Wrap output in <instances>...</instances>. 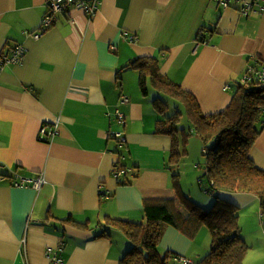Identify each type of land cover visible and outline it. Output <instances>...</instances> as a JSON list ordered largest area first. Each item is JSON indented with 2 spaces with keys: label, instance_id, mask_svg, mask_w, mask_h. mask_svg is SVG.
I'll return each mask as SVG.
<instances>
[{
  "label": "crops",
  "instance_id": "1",
  "mask_svg": "<svg viewBox=\"0 0 264 264\" xmlns=\"http://www.w3.org/2000/svg\"><path fill=\"white\" fill-rule=\"evenodd\" d=\"M95 1L93 17L72 9V21L59 14L35 39L48 0H0V55L16 44L27 50L22 64L0 69V264H53L48 250L61 242L59 264H119L132 243L106 218L144 222L148 200L176 199L175 173L186 194L198 191L201 166L192 152L171 169L172 138L156 130L165 115L158 93L150 83L142 93L133 61L158 56L159 72L192 92L205 114L225 109L247 68L264 63V11L241 15L247 0L228 8L215 0ZM117 110L126 119L124 146L109 136L121 129ZM43 127L49 141L40 138ZM251 155L264 169V131ZM41 174L39 189L14 186L19 176ZM222 195L234 204L258 199ZM205 229L191 240L166 227L159 253L198 264L206 253L197 245L216 233Z\"/></svg>",
  "mask_w": 264,
  "mask_h": 264
},
{
  "label": "trees",
  "instance_id": "2",
  "mask_svg": "<svg viewBox=\"0 0 264 264\" xmlns=\"http://www.w3.org/2000/svg\"><path fill=\"white\" fill-rule=\"evenodd\" d=\"M263 11L257 6V13ZM1 56L9 57L10 53H3ZM159 65L160 58L153 55L140 57L130 64L140 72L139 84L144 95L149 92V83L165 94L167 99L157 97L154 100L160 113L166 114L171 110L169 101L172 99L183 105V109H180L178 104L175 111L164 116V120L159 121L156 126L157 132L172 138L169 160L171 169L178 166L187 155L183 152L186 144L182 146L179 132H175L183 116L192 120L195 133L206 144L212 141L203 154L209 178L215 182V190L211 193L215 196V201L209 210L203 209L183 191L180 175L173 174L176 199H159L146 203L144 222L106 218L108 225L119 229L132 243L119 264H178L174 258L182 256L170 254L162 257L159 253L158 247L166 227L175 228L191 240L197 239L204 227L211 232L217 231L215 237L213 233V237L207 240L211 252L198 264H244L248 247L241 236L239 217L236 214L238 207L222 193L254 194L264 210V169L257 165L251 155L264 131V85L259 83L256 76L245 81L241 79L235 83L236 87L232 90L231 100L225 109L205 114L200 100L192 92L161 74ZM257 65L252 66L261 69L264 63ZM225 90H230V87H225ZM43 129L40 138L49 141L51 134L46 127ZM117 143L119 146L125 144ZM178 203L183 205V210L179 209ZM172 256L173 259L168 263Z\"/></svg>",
  "mask_w": 264,
  "mask_h": 264
},
{
  "label": "rangeland",
  "instance_id": "3",
  "mask_svg": "<svg viewBox=\"0 0 264 264\" xmlns=\"http://www.w3.org/2000/svg\"><path fill=\"white\" fill-rule=\"evenodd\" d=\"M156 91L158 95L155 98L161 97L163 99H167L165 94L159 92L158 90ZM178 104H179L180 109H183V105L181 103L172 99V102L170 103L171 110L167 114L162 115V117L173 113L175 111V107ZM123 118L125 120V124L120 126L121 129L119 132L121 134V137L125 139L124 143H126L127 140H126L125 133H124V129L126 126V119L124 115H123ZM192 125H193L192 120H190L186 116H183L182 120L180 119L178 122V130L176 129L175 132L176 133L179 132L182 146L186 144V147L184 148L185 151L183 152H186V153L192 152L193 162L195 161V163L197 164L199 163L201 166L200 174L202 175L198 178L199 184L198 183L196 184V188L198 191L196 192L195 190H193L194 194L192 195L191 193H188V195L195 203H197L195 200L198 199V197L201 195L208 198L210 202L209 204H207L206 208L202 207L198 203L197 205H199L205 210H209L215 201V196L211 194L212 192L210 193H205V192L206 190H209V191L215 190V182L209 178L207 166H205L206 157L204 156L203 151L205 150L204 152H206L207 150L206 146L210 147L212 141L206 144V142L195 133ZM111 134H112V131L109 132V136L117 140V138L112 136ZM120 158H122V156H120ZM186 161H187V158L183 159L181 163H185ZM0 172H1V164H0ZM118 173L120 176L121 172H118ZM0 178H3L1 173H0ZM26 179H29V178H26ZM117 179H119V177ZM119 184H124V183H119ZM186 185L187 187L190 188L192 186V182L188 180L186 182ZM153 200L154 199L148 200L146 203L153 201ZM235 203L238 205L237 206L235 204L238 207L236 214L239 217V223L241 226V236L245 244L248 247L244 264H264V210L261 208L260 201L259 199H255L252 202H249L247 204H239L238 202H235ZM205 230L209 231L208 228H206ZM215 232L217 233V231ZM115 234H117V232H115ZM213 236L215 237V233ZM114 241L117 242V240H114ZM197 247L203 248L202 250L205 251L206 256L208 255V253L211 252V246H209V243L205 239L201 240V242L197 245ZM63 249H64V243L61 242L56 249L57 251H53L52 249L48 250V255L51 258V261L53 264H59V262L56 261L57 258L59 259V256L62 258L64 262L63 255H62ZM161 254L164 255V253H161ZM167 255H170V254H166L165 256Z\"/></svg>",
  "mask_w": 264,
  "mask_h": 264
},
{
  "label": "built area",
  "instance_id": "4",
  "mask_svg": "<svg viewBox=\"0 0 264 264\" xmlns=\"http://www.w3.org/2000/svg\"><path fill=\"white\" fill-rule=\"evenodd\" d=\"M215 1H217L218 4H220L223 8H228L230 6L231 0H215ZM56 3L62 5L67 13L72 9H79L85 12V14H87V16H89L90 18L94 16L98 8V2L95 0L93 1H89V0H48L47 12L43 18L42 25L39 31L33 32L31 34L33 38L35 39L40 38L49 29H51L54 26V24H56L58 20V15L62 14L60 7ZM256 6L260 7L261 10H264L262 5L258 4L255 0L244 1L243 6L239 10V13L243 16H249L251 13L256 12ZM126 35L131 43H135L137 41L136 35L129 34V33H126ZM26 53H27V50L23 45L16 44L12 48L9 57H3V56L0 57V68L3 69L5 66H8V65L22 64L24 62ZM251 76H256L259 83L264 85V66L261 69H258L255 66H249L243 75L242 81L249 79ZM123 100L127 102L128 98L123 97ZM116 116H117L118 124L120 126L125 124L123 115L119 110L116 111ZM41 131L44 132V129H42ZM111 135L116 137L118 142H122V143L125 142V139L121 137V134L119 131L112 132ZM113 176L118 178L119 173L117 171H114ZM45 183H46V178L44 177L43 174L31 180L19 176L18 179L14 182V186L19 187V186L32 184L34 188L39 189ZM206 192H210V191L206 190ZM173 257L174 256L170 258L168 263L173 259ZM174 260L178 264H197L194 260L187 258V257H176L174 258ZM56 261L61 262L62 258L59 256V259L57 258Z\"/></svg>",
  "mask_w": 264,
  "mask_h": 264
},
{
  "label": "bare ground",
  "instance_id": "5",
  "mask_svg": "<svg viewBox=\"0 0 264 264\" xmlns=\"http://www.w3.org/2000/svg\"><path fill=\"white\" fill-rule=\"evenodd\" d=\"M59 7H60V10H61V13L66 17L68 18L69 21H72L71 17L68 15V13L65 11V9L63 8L62 5L56 3Z\"/></svg>",
  "mask_w": 264,
  "mask_h": 264
},
{
  "label": "clouds",
  "instance_id": "6",
  "mask_svg": "<svg viewBox=\"0 0 264 264\" xmlns=\"http://www.w3.org/2000/svg\"><path fill=\"white\" fill-rule=\"evenodd\" d=\"M126 33H128V32H126ZM126 33H125V34H126ZM129 34H130V33H129ZM134 35H135V34H134ZM127 38H128V37H127ZM128 40H129V39H128Z\"/></svg>",
  "mask_w": 264,
  "mask_h": 264
}]
</instances>
